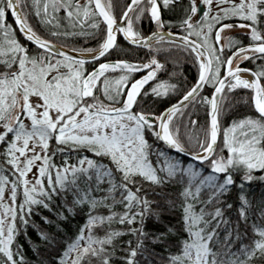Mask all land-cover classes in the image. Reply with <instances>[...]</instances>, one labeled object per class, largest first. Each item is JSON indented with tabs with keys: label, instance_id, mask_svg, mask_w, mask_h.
<instances>
[{
	"label": "snow or ice",
	"instance_id": "snow-or-ice-1",
	"mask_svg": "<svg viewBox=\"0 0 264 264\" xmlns=\"http://www.w3.org/2000/svg\"><path fill=\"white\" fill-rule=\"evenodd\" d=\"M0 264H264V0H0Z\"/></svg>",
	"mask_w": 264,
	"mask_h": 264
},
{
	"label": "trees",
	"instance_id": "trees-1",
	"mask_svg": "<svg viewBox=\"0 0 264 264\" xmlns=\"http://www.w3.org/2000/svg\"><path fill=\"white\" fill-rule=\"evenodd\" d=\"M9 20L11 21V17L10 16H9ZM144 26H145V28H147V22H145ZM235 35H237V38H240L238 34H235ZM20 38L22 39V37H20ZM73 41L75 43H78V44H80L82 46H85V47H87V46H93L94 47L95 46V40H88L87 42H85L84 39L81 38V37H74ZM118 42L122 46H125V47L127 46V43L124 42L119 36H118ZM140 55H143V52H141ZM172 55H173L174 58H176L179 61L178 65L176 67V71L180 74V79L183 80V78L186 76L188 81L192 82L193 78H194V76L196 75V72H197L196 68H194L192 66V64L186 58V56L180 55L178 52H173ZM161 59H164V57L161 56ZM250 66H252L251 61H243L242 64H241V67H250ZM168 70L172 71L171 63H169V65H168ZM137 75H141V74H137ZM160 75H161V78H164V77L167 76V73L162 72V73H160ZM241 111H243L242 108L234 109V114H239V112H241ZM199 116H200L201 121H203L204 113L201 112L199 114ZM226 119L227 120H231L232 116L229 115V116L226 117ZM59 159L60 158L57 157V162H59ZM251 187L255 190V195H259L260 187H261L260 182L259 181H253ZM44 212H45L46 215L48 214L47 210H44ZM78 223H82V219H81V217L79 215H77L73 219H70L67 222L66 228H67V232H68L69 235L72 234L73 227L75 225H77ZM28 234H29V236H31L33 241H38L39 240V238L36 236L35 231L33 229L30 228ZM22 242L24 243L25 249L27 250L28 249L27 241L24 240ZM29 254H31V253L29 252Z\"/></svg>",
	"mask_w": 264,
	"mask_h": 264
},
{
	"label": "rangeland",
	"instance_id": "rangeland-1",
	"mask_svg": "<svg viewBox=\"0 0 264 264\" xmlns=\"http://www.w3.org/2000/svg\"><path fill=\"white\" fill-rule=\"evenodd\" d=\"M242 31H243L242 29L234 28V29L225 31L224 35L227 36L230 33L233 34V35H235V34L241 33Z\"/></svg>",
	"mask_w": 264,
	"mask_h": 264
},
{
	"label": "water",
	"instance_id": "water-1",
	"mask_svg": "<svg viewBox=\"0 0 264 264\" xmlns=\"http://www.w3.org/2000/svg\"><path fill=\"white\" fill-rule=\"evenodd\" d=\"M22 37V36H21ZM123 41H124V39H123V37L122 36H119ZM22 39H23V37H22ZM124 42H126V41H124ZM127 43V42H126ZM138 74H143V72H141V73H138Z\"/></svg>",
	"mask_w": 264,
	"mask_h": 264
}]
</instances>
